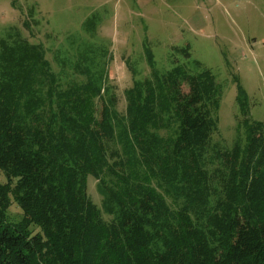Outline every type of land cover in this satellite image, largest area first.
<instances>
[{
	"label": "trees",
	"instance_id": "16d2710c",
	"mask_svg": "<svg viewBox=\"0 0 264 264\" xmlns=\"http://www.w3.org/2000/svg\"><path fill=\"white\" fill-rule=\"evenodd\" d=\"M194 64L125 91L124 148L136 151L142 176L115 146L97 85L61 92L54 110L46 62L0 81V264H264V122L249 117L235 77L239 115L226 145L221 85ZM100 166L116 184L105 189L109 219L87 194Z\"/></svg>",
	"mask_w": 264,
	"mask_h": 264
},
{
	"label": "rangeland",
	"instance_id": "374dc122",
	"mask_svg": "<svg viewBox=\"0 0 264 264\" xmlns=\"http://www.w3.org/2000/svg\"><path fill=\"white\" fill-rule=\"evenodd\" d=\"M194 61L221 85L218 129L226 145L234 140L239 115L235 77L249 117L264 122V0H0V81L17 80L29 65L46 62L55 79L54 110L61 92L97 85L110 107L115 146L139 176L146 170L136 151L130 144L124 148L131 143L125 136V91L175 63L198 70ZM99 172L100 179L87 177V194L109 219L105 189L116 184L103 166ZM5 181L0 171V183ZM149 183L167 203H176L155 180ZM8 213L21 219L15 204Z\"/></svg>",
	"mask_w": 264,
	"mask_h": 264
}]
</instances>
